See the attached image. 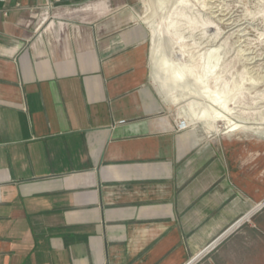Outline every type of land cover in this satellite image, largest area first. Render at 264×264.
<instances>
[{
	"label": "crops",
	"instance_id": "crops-1",
	"mask_svg": "<svg viewBox=\"0 0 264 264\" xmlns=\"http://www.w3.org/2000/svg\"><path fill=\"white\" fill-rule=\"evenodd\" d=\"M44 1H0V264H237L199 258L249 190L177 130L142 0Z\"/></svg>",
	"mask_w": 264,
	"mask_h": 264
},
{
	"label": "rangeland",
	"instance_id": "rangeland-1",
	"mask_svg": "<svg viewBox=\"0 0 264 264\" xmlns=\"http://www.w3.org/2000/svg\"><path fill=\"white\" fill-rule=\"evenodd\" d=\"M141 13L151 31V79L176 127L185 120L201 141L221 143L249 207L260 200L199 260L223 248L237 264H264V0H147Z\"/></svg>",
	"mask_w": 264,
	"mask_h": 264
},
{
	"label": "built area",
	"instance_id": "built-area-1",
	"mask_svg": "<svg viewBox=\"0 0 264 264\" xmlns=\"http://www.w3.org/2000/svg\"><path fill=\"white\" fill-rule=\"evenodd\" d=\"M0 1H6V0H0ZM44 2H45V5H48V6L52 4V1L51 0H45ZM142 2L144 3V5L147 4V0H142ZM186 125H187V121H185V120H179L177 122V129L178 130H186L189 127V126L187 127ZM213 242L211 244H209L206 249H209L210 246L213 244Z\"/></svg>",
	"mask_w": 264,
	"mask_h": 264
},
{
	"label": "bare ground",
	"instance_id": "bare-ground-1",
	"mask_svg": "<svg viewBox=\"0 0 264 264\" xmlns=\"http://www.w3.org/2000/svg\"><path fill=\"white\" fill-rule=\"evenodd\" d=\"M167 74H168V72H167ZM169 79H170V81L172 80V81L175 82V83L178 82V81H180V77H171V76H170V77L167 78V81H169ZM169 83H170V82H169ZM210 98H211V97H210ZM212 99H213V98H212ZM217 99H218V98H217ZM213 101H215V99H213L212 102H213ZM220 102H221V101H220ZM224 103H225V102H224ZM224 103H223V105H224ZM221 105H222V104H221ZM223 105H222V106H223ZM186 126L188 127V124H187ZM258 207H259V205H257L255 208H258ZM254 211H255V210H252L251 213H249V214H247L246 216H244L243 218H241V220L236 224L235 227H238V226L241 224V222L244 220V218H245V219H248L249 217H251V215L254 213Z\"/></svg>",
	"mask_w": 264,
	"mask_h": 264
},
{
	"label": "water",
	"instance_id": "water-1",
	"mask_svg": "<svg viewBox=\"0 0 264 264\" xmlns=\"http://www.w3.org/2000/svg\"><path fill=\"white\" fill-rule=\"evenodd\" d=\"M261 206V205H260ZM249 213H251V212H249ZM248 213V214H249ZM253 215V214H252ZM241 219H239L238 221H236L232 226H231V228L229 229V230H227V231H225L221 236H219L215 241H219V239H221L222 238V236H224L225 234H227L230 230H232V229H234L235 228V226H236V224L240 221ZM241 225V224H240ZM214 241V242H215ZM213 242V243H214Z\"/></svg>",
	"mask_w": 264,
	"mask_h": 264
}]
</instances>
